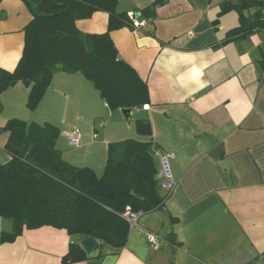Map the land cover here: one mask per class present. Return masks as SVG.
<instances>
[{"label":"crops","instance_id":"0c3cea01","mask_svg":"<svg viewBox=\"0 0 264 264\" xmlns=\"http://www.w3.org/2000/svg\"><path fill=\"white\" fill-rule=\"evenodd\" d=\"M157 1L117 0V11L137 14ZM160 1L146 31L124 27L111 33L119 58L148 85L149 110L132 111L127 120L82 74L56 73L35 111L27 108L29 89L22 83L4 91L0 129L10 119L54 125L61 131L56 148L63 159L99 177L113 142L151 143L157 169L162 156L175 155L178 186L171 193L161 189L164 207L140 217L125 247L105 246L99 264H264V33L225 41L240 20L236 11L220 15L221 7L237 0ZM31 20L22 1L0 0L1 69L15 70ZM108 22L107 13L97 12L77 28L103 34ZM133 113L150 121L151 136L137 134ZM76 129L81 138L73 147L69 135ZM8 139L0 130V166L11 160ZM11 228L0 218V264H62L70 244L82 240L43 227L2 244V231ZM148 232L161 237L160 248L148 243Z\"/></svg>","mask_w":264,"mask_h":264},{"label":"trees","instance_id":"16d2710c","mask_svg":"<svg viewBox=\"0 0 264 264\" xmlns=\"http://www.w3.org/2000/svg\"><path fill=\"white\" fill-rule=\"evenodd\" d=\"M20 1L32 20L24 30V50L15 70L0 68V96L22 83L29 89L27 108L35 111L54 75L64 73L82 74L111 111H134L150 103L147 83L119 58L111 38L113 31L130 27L128 14L117 11V0ZM162 4L153 3L141 11L142 16L154 19ZM252 9L255 12L246 16ZM229 11L238 12L240 25L227 33L225 41L264 33V0L223 3L220 15ZM97 12L109 15L107 32L82 33L77 22ZM262 65L264 71V61ZM135 127L140 136L152 135L148 119H136ZM0 130L9 135L5 151L11 156L0 166V218L12 223L10 231L1 233L2 244L15 242L25 231L52 227L80 239L94 237L99 243L93 257L80 244H70L62 264H99L105 246L121 249L127 244L130 229L124 213L128 206L143 214L164 207L167 197L161 194L151 143L134 139L110 143L99 177L92 169L63 159L56 148L61 131L54 125L10 119Z\"/></svg>","mask_w":264,"mask_h":264},{"label":"built area","instance_id":"2783aa9c","mask_svg":"<svg viewBox=\"0 0 264 264\" xmlns=\"http://www.w3.org/2000/svg\"><path fill=\"white\" fill-rule=\"evenodd\" d=\"M130 27L135 31H146L149 27L150 20L141 18L136 13L132 12L128 14ZM149 110V105H144L142 108H137L134 111ZM81 138V133L78 129L74 130L69 135L70 145L73 147L79 146V141ZM175 159V155L172 153H167L160 158V166L157 169V180L162 189L171 193L177 186L178 182L175 180L172 171V161ZM143 215L142 212H135L130 206L126 208L124 216L126 217L130 231L138 226L140 217ZM148 243L155 249H158L162 245V239L157 234L148 232L147 234Z\"/></svg>","mask_w":264,"mask_h":264},{"label":"water","instance_id":"95a60500","mask_svg":"<svg viewBox=\"0 0 264 264\" xmlns=\"http://www.w3.org/2000/svg\"><path fill=\"white\" fill-rule=\"evenodd\" d=\"M138 16L141 15V13H137ZM125 118L127 120H130L131 119V110L129 109H126V110H122ZM221 152V147H217L213 152L212 154L214 156H218L219 153ZM219 168L222 170V171H227V164L225 161H221L219 163ZM169 241L171 242H175V239L174 238H169ZM80 245L81 247L84 249V251L86 252L87 256L88 257H93L96 253V251L98 250L99 248V243L97 242V240L94 238V237H86V238H83L81 241H80Z\"/></svg>","mask_w":264,"mask_h":264},{"label":"rangeland","instance_id":"374dc122","mask_svg":"<svg viewBox=\"0 0 264 264\" xmlns=\"http://www.w3.org/2000/svg\"><path fill=\"white\" fill-rule=\"evenodd\" d=\"M138 117V115L136 113H133V119L136 120Z\"/></svg>","mask_w":264,"mask_h":264}]
</instances>
